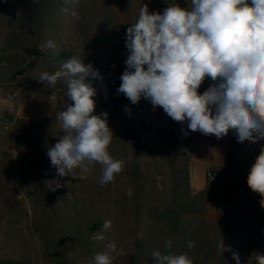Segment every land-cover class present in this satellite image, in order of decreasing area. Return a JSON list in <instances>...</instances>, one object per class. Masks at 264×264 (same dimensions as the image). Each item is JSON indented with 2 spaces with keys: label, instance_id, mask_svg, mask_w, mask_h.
<instances>
[{
  "label": "rangeland",
  "instance_id": "rangeland-1",
  "mask_svg": "<svg viewBox=\"0 0 264 264\" xmlns=\"http://www.w3.org/2000/svg\"><path fill=\"white\" fill-rule=\"evenodd\" d=\"M144 4L162 13L168 6L187 9L190 0H77L79 20L62 11L65 0H0V264H94L97 253H108L112 264H154L151 253L163 252L168 239L172 252L187 253L194 264H236L231 252L217 251L222 238L239 253L240 264H255L256 253H264V208L247 185L251 151L260 153L264 139L240 143L235 135L230 164H213L206 180L197 177L193 186L189 171L184 180L154 161L159 150L147 137L118 135L117 117L145 116L143 96L135 105L124 96L93 113H108V150L125 162L113 182L98 183L99 164L64 177L51 165L48 148L64 135L57 115L73 102L67 78L53 90L40 74L62 71L64 62L80 58L103 77L85 81L97 83L98 101L125 71L126 31ZM47 41L55 47H46ZM62 52L72 56L60 60ZM40 91H55L60 101L54 121L44 125L20 118L22 105ZM133 150L138 158L132 160ZM106 220L112 221L109 231L93 228ZM99 233L105 239L93 240Z\"/></svg>",
  "mask_w": 264,
  "mask_h": 264
},
{
  "label": "clouds",
  "instance_id": "clouds-1",
  "mask_svg": "<svg viewBox=\"0 0 264 264\" xmlns=\"http://www.w3.org/2000/svg\"><path fill=\"white\" fill-rule=\"evenodd\" d=\"M76 3L65 0L62 11L79 20ZM125 44L129 54L117 93L133 105L143 96L173 121L186 123L189 131L217 139L229 130H234L240 143L264 139V0H190L187 9L168 6L162 13L149 12L144 4L127 28ZM46 47L55 45L47 41ZM206 77L214 83L199 94ZM61 78H67L66 96L73 103L57 115L64 135L48 148L51 165L64 177L75 168L87 173L99 164L98 183H111L125 162L111 156L108 113L93 115L96 89L85 82L103 77L92 64L72 57L63 63L62 71L42 72L38 80L54 90ZM56 98L53 91L50 99ZM247 185L261 196L259 203L264 208V148L249 170ZM111 227L112 221L106 220L102 231ZM92 239L104 240L105 236L99 233ZM172 246L168 239L163 252L154 250V264H194L187 253L172 252ZM106 247L115 251L116 243ZM187 247L193 248L194 241ZM217 251L231 252L240 264L239 253L225 247L223 238L217 241ZM93 259L94 264H112L108 253H97ZM253 259L255 264H264V253L257 252Z\"/></svg>",
  "mask_w": 264,
  "mask_h": 264
},
{
  "label": "crops",
  "instance_id": "crops-1",
  "mask_svg": "<svg viewBox=\"0 0 264 264\" xmlns=\"http://www.w3.org/2000/svg\"><path fill=\"white\" fill-rule=\"evenodd\" d=\"M213 83L214 82L211 81L210 78L206 77L198 89V93L202 94ZM48 100L53 108L46 104ZM65 102L66 101L63 100V103ZM59 103V99H50L48 92L44 95V93L40 91L34 94L22 105L20 118L27 122H34L36 124L41 123L42 125L49 122L51 123L54 121L53 118L55 112L59 108ZM144 112V117L147 120L158 126L173 130L180 142V147L170 152L167 151L162 143L151 132H148L143 128L138 116L136 117V120L134 117L130 119L122 116L117 117L115 121L116 132L121 137L126 138L147 137L148 145L152 148H158L159 150V156L154 157V161L161 164L162 169L168 172L176 171L178 177L183 178L184 180H186L185 178L188 176L187 171H189L190 179L192 180H190V183L193 186H196L195 179H197V177L199 179H205L206 173L210 172L213 164L220 165L221 167L230 164V156L236 151L234 130H229L228 135L221 139H217L214 135H203L198 131L191 132L187 129L186 123L181 124L173 121L167 116L162 108H154L149 101L147 102V100L144 104ZM185 132L188 134L184 135ZM131 152V159H135L136 156L138 158V152L136 150ZM132 160L130 161L132 162ZM151 161L152 160H150V162ZM220 170L224 171V168H221ZM170 182L171 181H169V183Z\"/></svg>",
  "mask_w": 264,
  "mask_h": 264
},
{
  "label": "trees",
  "instance_id": "trees-1",
  "mask_svg": "<svg viewBox=\"0 0 264 264\" xmlns=\"http://www.w3.org/2000/svg\"><path fill=\"white\" fill-rule=\"evenodd\" d=\"M7 14V11H5ZM72 55L68 54L67 52H62L61 55L59 56L60 60L63 59H68L70 58ZM92 86L96 89V94L98 91V85L97 83H91ZM121 84V80L117 79L115 84L106 91V95L101 94L99 96V100H96V95L93 97L95 104H96V108H108V107H113L119 104V102L124 98L123 94H118L117 90L119 88ZM143 128L148 131L151 132L164 146V148L167 151H172L174 149H177L180 147V142L177 139L175 133L173 130L169 129V128H164L161 126H158L156 124H154L153 122L147 120L144 116H140L139 118ZM251 154L254 158V160L256 159V157L260 154L257 150H253L251 151ZM95 230L96 229H102V225H95L93 227Z\"/></svg>",
  "mask_w": 264,
  "mask_h": 264
}]
</instances>
